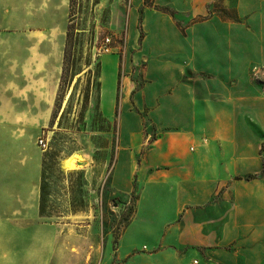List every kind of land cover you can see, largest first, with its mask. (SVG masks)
Wrapping results in <instances>:
<instances>
[{"label":"rangeland","instance_id":"1","mask_svg":"<svg viewBox=\"0 0 264 264\" xmlns=\"http://www.w3.org/2000/svg\"><path fill=\"white\" fill-rule=\"evenodd\" d=\"M155 1L0 0V264L10 259L12 264H123L116 249L144 185L136 179L133 192L118 191L112 185L113 174L122 148L131 160L140 161L158 130L145 117L144 129L122 145L115 110L122 106L127 85L136 91L144 83L146 61L139 50L146 33L140 38L131 17L137 10L139 20V10L154 9ZM236 4L237 0H196L189 11L156 5L173 10L174 15L168 14L185 30L213 17L218 28L226 20L246 23ZM260 39L264 43V35ZM76 68L82 71L72 77ZM248 75V97L256 92L264 96V64L252 65ZM186 78L192 80L196 97H211L215 106H240L245 93L235 77L227 81L218 74L190 70ZM208 82L211 93L205 88ZM256 126L264 137V115ZM40 137L49 140L46 150L38 143ZM139 145L141 150L133 153ZM38 160L45 173L40 218L26 220L23 228L8 227L9 180L18 181L12 168L23 165L24 179L32 181ZM230 183L220 186V197H230ZM148 206L145 200L141 204L143 210ZM228 208L219 204L215 211L209 206L195 210L180 228L170 226L167 236L173 246L181 238L185 242L175 258L143 254L128 264H189L196 257L201 264H211L206 248L219 240ZM177 224L178 219L170 222ZM147 239L151 238L139 232L127 233L124 243L148 250Z\"/></svg>","mask_w":264,"mask_h":264},{"label":"crops","instance_id":"2","mask_svg":"<svg viewBox=\"0 0 264 264\" xmlns=\"http://www.w3.org/2000/svg\"><path fill=\"white\" fill-rule=\"evenodd\" d=\"M195 2L155 1L172 4L178 11L191 10ZM236 10L248 22L226 20L218 28V20L213 17L185 30L168 13L155 7L144 8L141 22L137 10L132 13V28L139 29L140 38L141 29L144 36L146 33L139 50L146 63L144 83L136 91L127 85L122 106L118 112L115 110L120 142L126 144L128 137H135L144 129L145 117L153 122L158 137L150 142L140 161L127 157L125 148L119 152L112 178L114 188L131 193L136 179L144 185L132 220L116 249L123 264L143 254L162 259L177 256L185 249V242L181 238L176 248L173 246L174 241L167 236L170 226L178 229L189 220L190 212L208 206L215 211L219 204H228L229 208L219 240L206 248L211 264H264V137L256 126L264 115V96L258 97L256 92L248 97L246 86L251 83L250 67L264 64V43L260 39L264 35V0H237ZM190 70L202 75L218 74L227 81L235 77L245 92L240 106H215L211 97H196L192 80L186 78ZM206 85L211 93L212 85ZM103 88L104 83L101 101ZM114 88L113 85V91ZM138 150L141 145L132 152ZM12 169L18 181L9 180L8 227L23 228L26 220L40 218L41 162L37 161L32 181L24 179L23 165ZM251 173L256 176L244 178ZM226 181L231 182L230 197L222 198L218 193ZM144 200L149 205L146 210L141 207ZM175 219L178 224L170 225ZM136 232L152 239L144 244L148 250L135 243L125 245L126 234ZM11 237L9 241L15 242Z\"/></svg>","mask_w":264,"mask_h":264},{"label":"trees","instance_id":"3","mask_svg":"<svg viewBox=\"0 0 264 264\" xmlns=\"http://www.w3.org/2000/svg\"><path fill=\"white\" fill-rule=\"evenodd\" d=\"M155 8H157V9H159V10H161V11H163V12H166V13H169V14H171V15H174V11L173 10H170L169 9V7H167V6H159V5H153ZM143 11H144V8H141V11H140V13H141V15H140V22L142 21V17H143ZM140 27H141V24H140ZM141 36H143V29H141ZM82 70H80V69H74L73 71H72V73H71V75H72V77H75V75H77V74H79L80 72H81ZM97 76H98V73L96 72V80H95V82H96V84H97V87H98V89L100 88V86H101V83H100V81L99 80H97ZM89 95V94H88ZM88 96L86 97V101H88ZM100 105H101V95L99 94L98 95V102H97V106L98 107H100ZM139 113H141L140 111H138ZM142 114V113H141ZM264 148V143H263V146H262V149ZM263 173H264V170H263ZM45 173L44 172H42V178H41V200H42V195H43V193H44V191H45V175H44ZM256 176V174H253V173H251V174H248V175H246L244 178H253V177H255ZM236 178L237 179H240V178H243V177H241V176H236ZM40 211H42V204H41V201H40Z\"/></svg>","mask_w":264,"mask_h":264},{"label":"built area","instance_id":"4","mask_svg":"<svg viewBox=\"0 0 264 264\" xmlns=\"http://www.w3.org/2000/svg\"><path fill=\"white\" fill-rule=\"evenodd\" d=\"M107 41H110V38L109 37L107 38ZM38 143H39L40 147L43 150H46L49 147V140H48V138L40 137L38 139ZM190 264H200V259L199 258H194V259H192V261L190 262Z\"/></svg>","mask_w":264,"mask_h":264}]
</instances>
